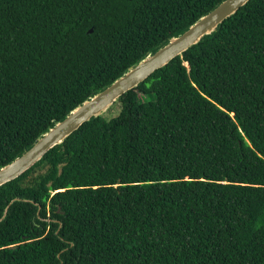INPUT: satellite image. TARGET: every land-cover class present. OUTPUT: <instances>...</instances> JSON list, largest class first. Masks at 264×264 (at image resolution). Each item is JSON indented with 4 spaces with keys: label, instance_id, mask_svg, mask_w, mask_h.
I'll use <instances>...</instances> for the list:
<instances>
[{
    "label": "trees",
    "instance_id": "1",
    "mask_svg": "<svg viewBox=\"0 0 264 264\" xmlns=\"http://www.w3.org/2000/svg\"><path fill=\"white\" fill-rule=\"evenodd\" d=\"M220 1L0 0V166ZM115 104L0 185V264H264V0Z\"/></svg>",
    "mask_w": 264,
    "mask_h": 264
},
{
    "label": "water",
    "instance_id": "2",
    "mask_svg": "<svg viewBox=\"0 0 264 264\" xmlns=\"http://www.w3.org/2000/svg\"><path fill=\"white\" fill-rule=\"evenodd\" d=\"M247 1H220L190 24L182 33L169 37L155 51L147 53L111 83L76 105L61 120L56 121L38 136L29 148L0 166V185L18 177L30 168L50 148L61 143L85 121L104 114L122 94L137 86L153 71L166 65L172 58L199 42L204 36L214 32L225 18L234 14ZM88 31L92 32V28ZM14 200H20V198L15 197L10 203ZM7 207L4 209L0 220L5 216Z\"/></svg>",
    "mask_w": 264,
    "mask_h": 264
},
{
    "label": "rangeland",
    "instance_id": "3",
    "mask_svg": "<svg viewBox=\"0 0 264 264\" xmlns=\"http://www.w3.org/2000/svg\"><path fill=\"white\" fill-rule=\"evenodd\" d=\"M119 112V107L117 106V104L113 105L112 108L108 111H106L104 114L108 115V116H114Z\"/></svg>",
    "mask_w": 264,
    "mask_h": 264
}]
</instances>
